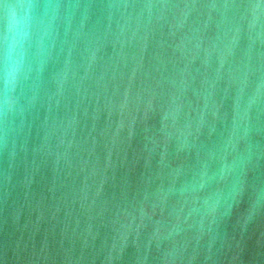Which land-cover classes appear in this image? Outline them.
Instances as JSON below:
<instances>
[{
  "label": "water",
  "instance_id": "obj_1",
  "mask_svg": "<svg viewBox=\"0 0 264 264\" xmlns=\"http://www.w3.org/2000/svg\"><path fill=\"white\" fill-rule=\"evenodd\" d=\"M5 3L0 264H264V0Z\"/></svg>",
  "mask_w": 264,
  "mask_h": 264
},
{
  "label": "clouds",
  "instance_id": "obj_2",
  "mask_svg": "<svg viewBox=\"0 0 264 264\" xmlns=\"http://www.w3.org/2000/svg\"><path fill=\"white\" fill-rule=\"evenodd\" d=\"M15 5L5 3L0 0V16L4 21V30L0 34V40L7 41L12 37L22 38L26 27V20L15 13Z\"/></svg>",
  "mask_w": 264,
  "mask_h": 264
}]
</instances>
